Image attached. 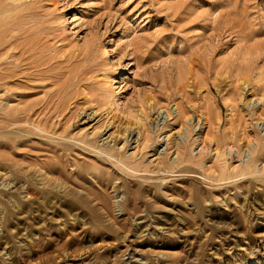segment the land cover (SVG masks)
Masks as SVG:
<instances>
[{
    "label": "rangeland",
    "instance_id": "1",
    "mask_svg": "<svg viewBox=\"0 0 264 264\" xmlns=\"http://www.w3.org/2000/svg\"><path fill=\"white\" fill-rule=\"evenodd\" d=\"M0 264H264V0H0Z\"/></svg>",
    "mask_w": 264,
    "mask_h": 264
},
{
    "label": "bare ground",
    "instance_id": "2",
    "mask_svg": "<svg viewBox=\"0 0 264 264\" xmlns=\"http://www.w3.org/2000/svg\"><path fill=\"white\" fill-rule=\"evenodd\" d=\"M245 35V34H244ZM254 68V67H253ZM258 74H261L260 75V77H259V81H261L260 79H262L263 77H262V74L263 73H258ZM246 82V81H245ZM260 85V84H259ZM257 89V88H256ZM245 90V89H244ZM243 90V91H244ZM240 92H242V91H240ZM247 92V91H246ZM252 102V101H251ZM252 105V104H251ZM256 107V106H255ZM253 109V108H252ZM201 117V116H200ZM208 119V118H207ZM210 119V118H209ZM130 126V125H129ZM262 128V127H261ZM134 132V129H133V125L130 127V129H129V131H128V134H126L127 136H126V138H125V143H127V145L130 143V141L132 140V137L130 138V136L132 135V133ZM256 139V138H255ZM126 145V144H125ZM113 152V148H110V151L108 152V153H112ZM178 152H179V149H178ZM114 155H116L115 154V152H114ZM120 158L122 157V156H119ZM119 157H118V159H119ZM104 158V157H103ZM122 159V158H121ZM102 161V160H101ZM263 162V161H262ZM80 194V193H79ZM77 197V199L81 202V201H84V197L83 196H81V195H77L76 193H74V196H73V198L74 197ZM136 198V197H135ZM73 205V204H72ZM124 206H126V204H124ZM132 206V205H131ZM201 208V207H200ZM94 213V215H96L97 213L94 211L93 212ZM97 216V215H96Z\"/></svg>",
    "mask_w": 264,
    "mask_h": 264
}]
</instances>
